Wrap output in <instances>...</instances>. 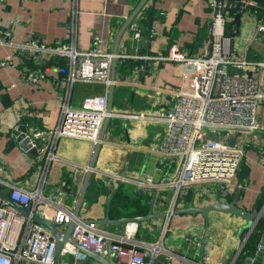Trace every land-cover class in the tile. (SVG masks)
<instances>
[{"label": "crops", "instance_id": "0c3cea01", "mask_svg": "<svg viewBox=\"0 0 264 264\" xmlns=\"http://www.w3.org/2000/svg\"><path fill=\"white\" fill-rule=\"evenodd\" d=\"M139 1L78 0L77 47L89 49L93 36L97 35L103 49L113 53L117 33ZM208 1L148 0L125 29L118 44L113 108L126 115L111 117L109 121L82 202L80 218H104L109 197L119 185L130 197L141 193L146 212L139 214L133 207L122 210L118 216H110L111 219L146 215L151 209L147 199L155 198L153 212L168 210L173 193L171 188H139L133 180L151 176L155 181H163L177 173L178 160L164 149L167 122L155 115L172 107L175 93L183 86L187 74L182 65L160 57L167 56L173 46L189 55L206 51L211 23ZM70 13L71 0H0V28H11L13 38L19 42L33 35L47 44H54L67 39ZM256 22L257 18L247 10L242 15L240 34L233 40L239 54L264 60V37H257ZM134 23L140 32L138 39L133 37ZM12 54L13 48L0 45V60ZM146 55L148 59L142 58ZM15 61L16 65L0 67V162L3 165L0 186L7 188L9 183L32 189L40 179V167H30L37 158L20 147L13 131L18 125H25L31 133L37 127L47 130L57 125L63 99V88L58 83L65 77V71L62 61H43L40 66L47 77L32 85L21 78V63L18 59ZM260 84L264 90V66L260 70ZM104 90L102 84L78 82L73 87L72 105L78 106L86 96ZM140 112L148 115L136 117ZM257 126L254 130L233 133L230 138V142L242 140L244 143L238 179L247 186L239 189L237 205L246 210L264 209V202L256 208L264 188V102L258 109ZM94 148L95 143L89 139L60 137L48 165L45 194L62 198L74 209ZM205 188H185L175 208L186 207L191 202L196 206L230 202L236 192L208 193ZM262 220L263 228L257 227ZM247 223L245 217H237L235 213L210 210L206 215L173 214L169 218L98 226L119 236L126 231L133 233L132 238L148 244L160 241L158 245L162 251L156 257L148 251V264H244L247 256L255 252L256 243H264V218L256 221L246 237L251 222L245 232L240 234L239 230ZM67 226L64 224L60 228L65 231ZM254 230L258 232V238L242 258ZM108 258L116 264L114 257ZM59 264L102 263L81 251L78 255L62 251Z\"/></svg>", "mask_w": 264, "mask_h": 264}, {"label": "built area", "instance_id": "2783aa9c", "mask_svg": "<svg viewBox=\"0 0 264 264\" xmlns=\"http://www.w3.org/2000/svg\"><path fill=\"white\" fill-rule=\"evenodd\" d=\"M256 4L255 0H244L242 6ZM208 5L211 23L206 51L189 55L173 46L167 56L160 57L182 65L187 74L183 86L175 93L172 107L155 115L167 122L164 149L178 160L177 173L163 181H155L151 176L133 180L139 188L173 190L166 218L173 215L185 188L205 186L208 193L226 194L247 186L238 179L244 143L242 140L230 142V138L233 133L258 127L257 113L264 102L260 84L264 60L250 59L237 52L227 30L228 22L233 19L228 14L227 0H209ZM78 16V0H71L69 34L67 39L54 44H47L33 35L19 42L13 38L11 28H0V45L13 48L12 55L0 60V67L16 65L15 59H18L21 78L32 85L47 77L40 66L43 61L61 60L65 71V77L58 83L63 88V99L57 125L47 130L37 127L30 132L33 139L30 143L39 150L37 159L30 165L40 167L37 185L28 189L7 183V188L4 187L10 199L29 206L31 213L24 214L0 197V264H54L56 240L48 229L32 218V213L63 224L74 220L71 237L77 245L102 256L114 257L116 264H148V251L153 257L162 251L158 245L160 241L148 244L135 240L133 233L127 231L121 236L109 233L99 228L95 221L75 217L74 209L62 198L45 194L47 169L54 157L57 140L72 136L96 144L108 114V87L114 54L103 49L97 35L93 36L89 49L77 47ZM132 30L133 37L140 38L135 23ZM255 33L258 38L264 37V19H257ZM78 82L102 84L105 90L86 96L80 105L74 106L72 92ZM147 115L140 112L135 116L143 118ZM262 160L264 162V156ZM262 234L264 236V231ZM63 251L78 255L80 250L68 243ZM244 264H264L263 242L256 243L255 252L247 256Z\"/></svg>", "mask_w": 264, "mask_h": 264}, {"label": "water", "instance_id": "95a60500", "mask_svg": "<svg viewBox=\"0 0 264 264\" xmlns=\"http://www.w3.org/2000/svg\"><path fill=\"white\" fill-rule=\"evenodd\" d=\"M147 1L148 0H140L139 1V3L133 9L131 14L127 17L124 24L122 25V27L120 28V30L117 33L115 43H114V48H113L114 57L112 58V68H111V77H110L111 83L109 84V87H108V106H107L108 114H107L105 121L103 123L102 129H101V132L99 135V140L95 144L92 159L88 165L87 173H86V176H85L84 181L82 183L78 200H77L76 205L74 207L73 213H74L75 217H79L80 209L82 207V202H83L89 181H90L91 176L93 174V170H94L95 164H96V159H97L102 141L104 139L109 121L111 120V117L126 115V112L116 111L113 108V96H114V89L116 86V65H117L116 55L118 54V44L120 42V39H121L125 29L132 22V20L135 18V16L140 12V10L143 8V6L145 5V3ZM235 10L237 11V13L235 14L232 21L227 25L228 34L232 37H235V36L240 34L242 15L247 12V8L242 7V6H236ZM13 134L16 136V139H17L20 147L24 151H26L28 154H30L34 157H37L39 155L38 147L32 146V144L30 143V141L33 139L30 135V131H28V129L25 125H18V127L13 131ZM119 187H120V185H119ZM114 193H112L109 197L105 217L102 219H99V220H92V221H95L98 224H108V223H120V222H130V221H145V220H148L151 218L166 217L168 215V212H165V211L159 212V213H155L152 211V206L154 204V199H155L154 198L153 200L147 199V201L151 205V209L149 210V212L146 215L133 216V217H122L119 219H111L110 215H109V210H110L109 208H110V203H111V200L114 196ZM0 197L5 199L8 203L13 205L17 209H19L24 214L28 215L31 213L29 206H25L19 202H16V201L10 199V197L6 193V190L2 186H0ZM239 197H240V190L236 189V192L234 194V199L230 202L216 201V202L209 203V204L202 205V206H196L191 202V204L186 206V207L176 208L173 211V214L202 213V214L206 215L207 212L210 210H219V211H223V212H234V213H238V214L243 215L249 222H251L249 228L252 229L254 227L256 221H258L260 218H264V209H262V210H246V209H243L237 205ZM32 218L35 221H37L39 224H41L43 227L48 229L50 234L56 240L54 264H59V258H60V255H61L63 248H64L66 243H70L71 245L78 247V249L82 253L96 259L97 261L101 262L102 264H113L110 261V259L108 258V256L104 257L102 255H99L97 253L92 252L89 249H86V248H83V247H80L77 245L76 241L74 239H72V237H71L72 229L75 226L74 220H72L68 224L67 229L65 231H63L60 227L63 226L64 224L61 222H56L53 219L44 218L43 216L39 215L38 213H32ZM88 221H90V220H88Z\"/></svg>", "mask_w": 264, "mask_h": 264}, {"label": "trees", "instance_id": "16d2710c", "mask_svg": "<svg viewBox=\"0 0 264 264\" xmlns=\"http://www.w3.org/2000/svg\"><path fill=\"white\" fill-rule=\"evenodd\" d=\"M227 1L230 5V9L228 11V14L230 17L234 18L235 14L237 12L235 10V7L236 6H242L244 4V0H227ZM255 1L257 2L256 5H247L246 8H247V10L250 11V13L253 16H255V18L264 19V0H255ZM242 7H244V6H242ZM142 19H141V22H143ZM229 23L230 22H228V24ZM164 32L166 34L170 33V31H164ZM59 61H61V60H59ZM240 177H241V171H240ZM143 197L144 196L141 193L136 194L135 197H130L129 195L125 194L119 187L115 191L114 196H113L111 203H110V210H109L110 216H112V217L118 216L119 214H121L123 212L122 210L133 208V207H135V212H137L139 214H144L146 212V206H144L142 203ZM263 202H264V188L262 189V192L260 193V195L257 199L256 208L259 209L262 206ZM257 227L263 228V220H262V222H260L258 224ZM257 227H256V229H257ZM257 238H258V232L256 230H254V232L251 234V236L247 240L244 252L241 254L240 257L243 258L246 250L251 249L255 245V241Z\"/></svg>", "mask_w": 264, "mask_h": 264}, {"label": "rangeland", "instance_id": "374dc122", "mask_svg": "<svg viewBox=\"0 0 264 264\" xmlns=\"http://www.w3.org/2000/svg\"><path fill=\"white\" fill-rule=\"evenodd\" d=\"M101 90H102V89H101ZM100 92H101V91H100ZM229 213H234V212H229ZM235 215H236L237 217H244L243 215L238 214V213H235ZM249 224H250V222H249ZM249 224L247 223V225L245 224V225H243V226L241 227V229L239 230L240 234H241L242 232H245V230L249 227Z\"/></svg>", "mask_w": 264, "mask_h": 264}]
</instances>
